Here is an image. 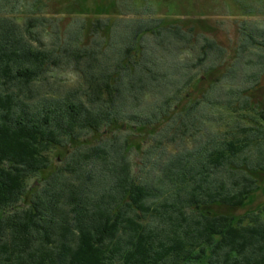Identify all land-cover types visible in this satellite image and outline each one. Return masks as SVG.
Instances as JSON below:
<instances>
[{
  "label": "trees",
  "instance_id": "obj_1",
  "mask_svg": "<svg viewBox=\"0 0 264 264\" xmlns=\"http://www.w3.org/2000/svg\"><path fill=\"white\" fill-rule=\"evenodd\" d=\"M7 11L0 15V264H264V207L238 218L202 208L243 206L258 188L250 171H264V109L249 105L243 93L257 85L258 75L249 74L253 83L234 91L225 106L242 93L232 112L258 116L237 114L203 131L197 107L218 106L216 89L237 61L223 68L219 54L225 50L213 40L158 23L153 34L162 41L155 48L161 58L140 60L132 51L139 32L150 27L137 25L112 57L80 47L77 39V45L63 46L52 32L48 46L32 31L46 29V23L28 17L22 26ZM241 29L240 50L246 42L264 47L257 41L264 34L247 32L243 22ZM169 32L171 39L164 41ZM176 42L196 56L193 67L218 51L205 68L208 75H187L186 83L196 80L188 91L193 96L218 72L202 97L187 105L180 97L186 75L177 71L180 62L169 61ZM198 42L195 53L188 51ZM67 67L80 75V88L62 97L46 94L47 80ZM150 96L158 99L144 103ZM160 116L174 124L140 155H130L127 138L114 135L111 145L75 147L90 132L115 131L120 122L135 123L136 130L153 126ZM245 118L255 124L243 125ZM188 135L190 147L169 150ZM67 145L72 151L64 165L54 166L53 153Z\"/></svg>",
  "mask_w": 264,
  "mask_h": 264
},
{
  "label": "rangeland",
  "instance_id": "obj_2",
  "mask_svg": "<svg viewBox=\"0 0 264 264\" xmlns=\"http://www.w3.org/2000/svg\"><path fill=\"white\" fill-rule=\"evenodd\" d=\"M0 3H3L0 6V15L5 14L3 13L4 10H8L7 12L13 18H17V21L22 26H26L28 17L38 18L41 23H46V29L43 30V27L39 25L36 29L33 28L32 31L34 34L37 31L39 38L48 46H50V43L54 39L48 35L52 32L60 36V42L63 46L71 43L77 45L75 43L77 39L80 47H90L91 49L96 47L102 50V53L110 54L112 57L120 55V50L126 45L124 43L128 42L127 38L130 36L132 28L139 25L146 26L140 27L142 29L147 27H150V29L145 30V32H139L140 34L136 40L137 49H135L136 51H132L133 57L135 56V59L141 60L145 56L155 55V58L160 59L161 57L159 56L162 55L161 51H155V48L158 46L156 43H159L160 39L153 34L154 28L157 27L158 23L163 27L179 25L182 29L189 30L194 39H198V36L200 38L199 41H201L203 37H206L213 40L217 46L224 48L225 52L222 50L219 54V57L224 60L225 65L223 68L225 66L229 68L232 61L237 60L234 67L229 71V76L222 80L216 89L215 103L218 102L216 104L218 106L204 105L206 102H203L197 107L196 113L200 120L201 130L205 131L204 128L210 129L209 127H211L213 121L216 123L226 121L227 123L235 120L238 115L243 114L245 116H249L250 114L255 117L258 116L255 111L251 110L246 112L240 109L238 113L232 112V108L238 106L237 104L244 94L248 97L249 105L264 109V47L259 46L255 48L246 42V45L241 50L239 49V44L243 37V33L240 32L242 30V22L245 28H247V32L253 35H255L256 31L264 34L261 31L262 29L264 30V0H0ZM245 7L246 10L251 8V11H245ZM96 20L106 21L107 24L110 22L112 23V28L103 26L105 23L95 24ZM166 34L164 41L169 42L171 32ZM132 35L133 33L130 37ZM257 41L263 42L264 36L258 37ZM160 42L162 43L161 40ZM175 44L178 47L176 56L172 57L170 54L171 59L169 61L180 62L177 71L182 72V75H186L184 78L185 83L188 79L187 75L195 74L194 77H201L203 74H206L205 68L210 64V60L218 55L217 50L212 51L209 55L207 54L201 64L193 67L191 64L195 62L196 56L187 52L183 45L181 47V43L176 42ZM199 45H201L200 42L191 44V49L188 51L195 53ZM160 48L158 50H161ZM163 52L167 55L170 53V48L167 47ZM128 61V55H126L123 58V64L125 65ZM68 69L69 67H67V70L63 74H56L55 77L47 80L46 89L48 88V90L46 94L62 97L66 94L65 91L80 88V75L77 71L71 72ZM251 73L258 75L259 80L257 85L251 90L244 91V94L237 95L239 99L232 102L230 107L225 108L226 102L228 104V101L236 96L233 93L234 91L249 87L253 83V80H248V76ZM216 74L212 75V77L209 76L208 81L202 82L200 84L201 91L193 96H189L188 91L196 83V80L192 84L190 82L184 83L185 86L180 93V97H185L186 99L182 98L181 104L187 105L189 102H194L196 99L201 98L202 93L207 90L210 84L214 83ZM170 83L174 85L172 91H170L173 92L176 89V85H178V81H171ZM152 88L153 90L156 89L155 87ZM157 97L150 96L149 102L144 101V103H149L150 105V101L157 100ZM144 103L140 104L143 105ZM145 105L147 106V104ZM127 111L129 114L134 112L132 110ZM238 119H241V117H238ZM234 122H237V120ZM240 122L243 125L255 124V122L248 118L242 119ZM172 124H174L173 120L164 118V116H160L152 124L153 126L140 128L137 126L138 129L136 130L131 127L135 123H128V126L123 125L121 127L120 122L115 131H93L88 135L86 134L85 138L74 141V143L75 147L79 149L107 142L111 145L112 136H119L120 138H127V151L130 155L137 156L140 155V152L153 146L157 139L159 140L166 132L168 133V129ZM258 126L263 129L260 124ZM190 135L182 139H176V146L173 144L169 147V150L175 151L178 149V146L180 149L184 146L190 147L192 145V137ZM67 151H72L69 145L65 146L60 152L53 153L52 160L54 161V166L62 167L64 165L63 159ZM250 175L257 181L258 188L252 192L243 206L230 208L222 205H210L203 206V210H210L213 214H224L238 218L239 216L256 212L263 208L264 171H250ZM138 176L141 177V174Z\"/></svg>",
  "mask_w": 264,
  "mask_h": 264
}]
</instances>
